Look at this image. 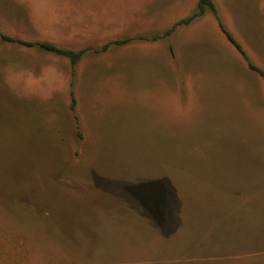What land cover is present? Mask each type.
Returning a JSON list of instances; mask_svg holds the SVG:
<instances>
[{
    "label": "rangeland",
    "instance_id": "rangeland-1",
    "mask_svg": "<svg viewBox=\"0 0 264 264\" xmlns=\"http://www.w3.org/2000/svg\"><path fill=\"white\" fill-rule=\"evenodd\" d=\"M198 2L0 0L16 39L142 38L75 67L79 129L70 61L0 38V264H264V80L209 10L162 37ZM213 2L264 69V0Z\"/></svg>",
    "mask_w": 264,
    "mask_h": 264
},
{
    "label": "trees",
    "instance_id": "trees-1",
    "mask_svg": "<svg viewBox=\"0 0 264 264\" xmlns=\"http://www.w3.org/2000/svg\"><path fill=\"white\" fill-rule=\"evenodd\" d=\"M208 10L212 12L215 19L218 21L220 30L225 35L227 40L243 56V58L245 59V61L248 64L249 69L256 72L264 80V69L260 68L259 66L254 64L249 59L247 53L244 51V49L239 44V42L234 38V36L221 23L219 16H218V10H217L213 0H199L196 12L192 13L188 17L183 18V19L179 20L178 22H176L175 24H173L172 26H170L169 29L163 34L162 37L167 38V37L171 36L177 30L178 27L191 24L192 22H194L197 19L204 16L206 11H208ZM0 38L3 41L15 43V44L25 46L28 48H39V49L45 50L47 52H50L52 54H55L56 56L66 58L70 61V64L72 67V74H71L72 75V79H71V88L72 89L70 91V97H71L70 109H71V112L75 115V119L77 121V125H78L77 128L78 129H79L78 117L75 114V112H76V98H75V91L73 90L74 83H75V67L82 60V58L90 51L106 52V51H108V49L110 48L111 45L120 46V45L127 44V43H129L135 39H142L140 37V38H126V39H122V40H116V41L109 42V43L105 44L104 46L101 47L100 50L93 49V48L74 50V49L60 47L56 44L49 43V42H33V41H24L21 39H16V38L10 37V36L2 33L1 30H0ZM156 38H160V37H155V39Z\"/></svg>",
    "mask_w": 264,
    "mask_h": 264
},
{
    "label": "crops",
    "instance_id": "crops-1",
    "mask_svg": "<svg viewBox=\"0 0 264 264\" xmlns=\"http://www.w3.org/2000/svg\"><path fill=\"white\" fill-rule=\"evenodd\" d=\"M79 64V63H78ZM79 98H80V95H79ZM80 99H78V102H79ZM79 104V103H78Z\"/></svg>",
    "mask_w": 264,
    "mask_h": 264
}]
</instances>
